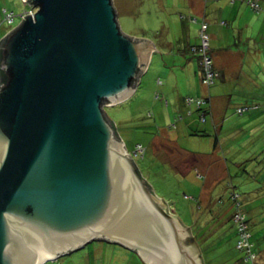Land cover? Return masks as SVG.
<instances>
[{
	"label": "water",
	"instance_id": "water-1",
	"mask_svg": "<svg viewBox=\"0 0 264 264\" xmlns=\"http://www.w3.org/2000/svg\"><path fill=\"white\" fill-rule=\"evenodd\" d=\"M0 40V264H44L92 242L145 264H202L190 226L142 177L104 108L128 99L149 39L112 0H23Z\"/></svg>",
	"mask_w": 264,
	"mask_h": 264
},
{
	"label": "rangeland",
	"instance_id": "rangeland-1",
	"mask_svg": "<svg viewBox=\"0 0 264 264\" xmlns=\"http://www.w3.org/2000/svg\"><path fill=\"white\" fill-rule=\"evenodd\" d=\"M188 1L112 0L121 31L131 37L149 39L156 45L159 42L165 45L170 40L174 43L175 40L180 39L183 33L180 24L182 19L188 16L197 19L202 17L189 14ZM198 1L202 2L203 6L201 5L202 8L200 9L203 11L207 0ZM220 1L224 6L226 3L229 4L228 0ZM256 1L260 6H264L260 0ZM25 9L26 5L22 3V0H0V40L9 30L19 24V14ZM6 12H12L14 15V20L11 23L4 19ZM205 15L208 20L215 17L218 21L220 20L218 14L211 11L209 7H207ZM189 23L192 21L189 20ZM198 24L200 26V22ZM192 25L195 26L196 23L193 22ZM236 41L238 39H233L232 43L235 49L237 48L235 46ZM198 44L199 40L196 45ZM249 48L252 54H249ZM243 50L246 53L245 58L242 60L239 56L234 59V63L242 68V73L238 74L237 77L234 75L232 80L225 78V81L220 75L209 86L208 90L211 98L217 97L215 100H219V96H224L230 102L223 114L226 121L225 128L232 130L237 126L242 127V134L237 138L229 133H222L218 136L221 144H224V148L218 150L216 156L220 158L219 165L226 166L227 164L226 167L228 168H224L221 172L222 175L221 173L216 174L219 167L214 171V192L211 193L212 200L207 202L210 206L206 205L205 200L199 202L197 199L196 189H199L200 183L194 182L196 177L194 169H192L191 179L188 181L186 180L187 177L180 176L181 173L177 171L181 170V167H176V170L168 163V160L170 163L175 162L174 164L186 163V167L189 168L188 164L193 165V158H190V154H205L209 150L211 151L215 136L210 127L211 120L207 118V121L203 123L199 119V113L195 106L185 104L186 98L197 99L199 98L198 95L204 97V94H200V89L205 91L204 93L207 91L201 87L197 67L194 72L188 71L189 76H191L190 79L197 88L187 87L182 77L183 73L179 70L176 71V74L181 82L180 84L179 82L174 83L169 78L172 71L170 69L171 62H168V54L159 50L164 58L162 59L158 53L155 54L156 68L152 67L150 71L139 76L137 94L104 108L105 114L115 126L116 133L125 143L127 151L132 152L135 145H142L144 151L142 155L137 154L132 157L134 163L142 177L151 185L155 195L170 203L182 223L190 226L191 235L195 240L201 242L204 239L210 241L220 238V241L214 245L215 247L211 248V251L217 256L214 263L219 262L221 257L226 254H228L226 258L230 260H236L240 255L233 247L234 236L233 232L230 231L233 223L227 220L230 215V208H233L232 214L236 211L229 196L230 192L232 190L237 191V194L243 192L241 183L246 185L247 178L250 180L254 176L257 178L264 177V156L261 152L264 149V119L256 128L254 125L257 124L258 120L255 114L248 115L247 113L236 112L238 108L242 107L245 96L251 95L257 98L264 96V48L260 46V50H258L244 46ZM252 79H255L254 83H249V80ZM255 84L258 85L255 86ZM238 96L239 98H237ZM207 107L208 104L203 105V108ZM247 111L244 110V112ZM242 118L243 121L240 123ZM186 122L193 124L192 128L194 129L205 127L209 131L208 136L202 137L197 133V135H190L184 128ZM153 140L156 141V145L151 147L150 143ZM226 147H230V149L227 150ZM161 148L165 152L164 156H156V152L160 154ZM243 161H245L244 166L241 168L233 165L235 162ZM234 170L237 174H234ZM225 172L226 174H224ZM230 183L234 188L230 186ZM240 204L242 208L241 200ZM256 205L259 206L260 211H264L263 201ZM225 210L226 213H224ZM219 211L220 214H218ZM245 216L253 231L251 232L252 241L257 252L255 263L264 264V243L262 241L264 229L256 230L257 225L251 219L248 220L246 213ZM252 220L254 219L252 218ZM44 264H145V262L137 253L120 245L92 242L83 249L60 256L56 260L47 261Z\"/></svg>",
	"mask_w": 264,
	"mask_h": 264
},
{
	"label": "crops",
	"instance_id": "crops-1",
	"mask_svg": "<svg viewBox=\"0 0 264 264\" xmlns=\"http://www.w3.org/2000/svg\"><path fill=\"white\" fill-rule=\"evenodd\" d=\"M200 2L201 1L198 0H189L187 2L189 7L188 10L189 14H195L196 16H200V17L202 16V17L200 19L195 18L196 19L195 26L192 25L193 22L189 23V20L191 21V16H188L182 20L180 19L182 21L180 22V24L183 32L180 39L175 40L174 43L173 41L170 40L168 43H165V45L162 42H159L157 45L154 42H152L156 51L151 52L144 73L146 71L147 72L150 71L152 67L156 68V64L154 62L155 54L158 53L162 59L164 58L163 54L159 53V50H162L163 52H167L169 59L168 62L169 63L171 62L170 69L172 71L171 72L172 74L169 76L170 80L174 83L179 82L180 84L181 79H179V76L176 74V71L179 70L184 74L183 75L181 73L182 77L184 78L186 86L189 88H197V86L194 85V82H192V80L190 79L191 76H189L188 71L191 70L194 72L195 68L197 67V72L199 73L200 76L198 58L196 55H193L189 51V48L191 46H194L198 43L199 22L207 23L208 26L207 33L209 34L210 37L209 46L213 59L214 68L220 73V75H222V80L224 81L225 78H229L232 80V77L234 75L235 77H237L238 74L242 73V68H240V66L234 63V59H236L239 56H241L242 60L245 58L246 53L243 50L244 46L253 47V49H258V50H260V46L264 48V12L253 11L245 4L243 0H235L233 4L226 3L225 6L221 4L220 0H207L206 1L207 3L204 4L203 11L200 9L202 8L201 5L203 6L202 2L201 4ZM260 2L264 3V0H260ZM207 7H209L211 11H214L215 13L218 14V18L220 19L219 21L217 20L216 17L210 20L207 19V16L205 15ZM235 24L236 27H234ZM233 39L234 40L238 39V41H236L235 43V46L237 47L236 49L233 48L232 46ZM250 50L251 49L249 48V54H252V51ZM156 60L159 62L158 59ZM254 81L255 79L249 80V83L250 82L254 83ZM257 85L258 84H255V86ZM201 87L207 90L206 93H204L205 91H201L200 89V94H204L203 95L204 97H202V95L201 97L198 95L199 98H203L205 100L207 99L208 114L206 116L205 122L207 121V118L211 120L210 127L215 135L213 138L211 151L209 150L208 153L205 154L204 153H195L194 155L190 154L189 155L190 158H193L192 161L193 165L188 164L189 168L186 167L187 166L186 163L179 162V164H174L175 162L170 163L169 160L168 163L174 169H176V167L177 168L181 167L182 168L181 170H177V169L176 170L181 173L180 176H183L184 178L187 177L186 180L188 181L191 179L190 176L192 173L191 171L192 169H194V171L196 172L195 178L197 179L196 180L194 178V182L200 183L199 189H196L197 199L199 200V202L205 200L206 205L210 206V204L207 202L209 200H212L211 193L214 192L213 189V182L215 181L214 171L217 167H219V169L216 171V174L219 175L224 170V168H228L226 167L227 164L226 166L224 165L222 166L221 164L219 165L220 158L219 156H216L218 150L220 149L223 150L224 148L223 147L224 144H221V141L219 140L218 136L221 135L222 133H226V134L229 133L233 137L237 138L239 137V135L242 134V127L237 126L232 130H227L225 128L226 121L223 118V114L229 106L230 103L229 100L224 96H219L220 99L215 100L217 97L213 99L208 94V90L210 87H205L202 84ZM137 92L138 90L135 89L132 95H136ZM195 92L198 94L197 91ZM261 97L257 98L251 95L245 96L243 98V102H242L243 105L241 107V108H248V111L244 112V114L245 113H247L248 115L255 114L257 116L258 122L256 125H254L256 126V128L259 127V124H261V120L264 119V96ZM237 98H239V96ZM242 121L243 118L240 120V123H242ZM184 125H185L184 128L187 130V132H189L190 135H192L194 132H197L205 135L202 137L208 136L209 131H207L205 127H203L202 129H194L192 128L193 124L187 122ZM150 145L151 147H153L154 145H156V141L154 140L151 141ZM226 148L227 150L230 149V147H226ZM263 151L264 149L261 151L262 155L264 156ZM157 154L158 153L156 152V156L159 155L164 156L165 152L161 148L160 154L158 155ZM244 162L245 161L235 162L233 165L235 167L241 168L244 166L243 165ZM237 171L239 172V170ZM222 174L223 173H221V175ZM224 174H226V172ZM234 174H237L236 170H234ZM245 182L246 185L244 183H241V185H243V189H242L243 192H238L243 206L242 210L247 214L248 220L250 221L251 219V221L257 225L256 230L259 229L262 230L264 229V211H260L259 206H257L256 204L260 201L264 202V177L262 176L257 178L256 176H254L250 180H248L247 178ZM230 186L232 187V183H230ZM232 192L235 191L232 190L230 194ZM235 193H237V191ZM163 201L167 205L170 213L179 219V217L173 211V208L170 206V203H167L166 200L164 199ZM255 206H257V208H255ZM232 212H233V208L231 207L229 210L230 215L228 216L227 219L228 221H230ZM224 213H226V210ZM218 214H220V211L218 212ZM253 215H255V217H253ZM252 218L254 220H252ZM180 222L182 223L181 220ZM230 231L233 232V236L235 238L233 225H231ZM189 233L191 234V231ZM205 241L202 240L201 242H197L195 240L197 244V250L200 256V260L202 264H216L214 263V259L216 255L214 254V252L211 251V248L215 247L214 245H216V243L220 241V238L211 239L210 241H206V242ZM262 241L264 243V237ZM227 255L228 254L221 257L222 259L220 260V263L224 262V264H241V262H236L235 260L227 259L226 258ZM203 256L205 258H202ZM237 258L239 259L240 257Z\"/></svg>",
	"mask_w": 264,
	"mask_h": 264
},
{
	"label": "built area",
	"instance_id": "built-area-1",
	"mask_svg": "<svg viewBox=\"0 0 264 264\" xmlns=\"http://www.w3.org/2000/svg\"><path fill=\"white\" fill-rule=\"evenodd\" d=\"M229 4H233L235 0H228ZM247 4L254 9L255 11L264 12V6H260L257 1L247 0ZM35 9L33 7H29L23 13L19 15V19L22 21L27 16L33 17L35 13ZM5 20L8 23H11L14 20V15L12 12L5 13ZM192 22H196L195 18H191ZM209 34L207 33V24L206 22H200L199 30H198V40L199 44L195 46H191L189 51L198 57L199 69H200V81L201 84L205 87H209L213 84V82L220 77V73L214 68L213 60L210 54V46H209ZM185 103L187 105H194L196 110L199 111L200 120L204 121L207 109L203 108L204 104H207V101L203 98H186ZM246 110L245 108L237 109L238 113ZM143 151L142 147L136 145L134 150L132 151L133 156L136 154H141ZM237 194L232 195V200L236 206V211L233 213L232 221L236 227V249H238L242 253V263L243 264H256V254L253 251V244L250 241V232L248 229V223L246 220L245 214L240 209V204L237 201Z\"/></svg>",
	"mask_w": 264,
	"mask_h": 264
},
{
	"label": "trees",
	"instance_id": "trees-1",
	"mask_svg": "<svg viewBox=\"0 0 264 264\" xmlns=\"http://www.w3.org/2000/svg\"><path fill=\"white\" fill-rule=\"evenodd\" d=\"M244 2H245V4L249 7V8H251L248 4H247V0H243ZM253 1V0H252ZM255 1V0H254ZM258 3V2H257ZM259 4V3H258ZM261 6H263V5H261ZM252 9V8H251ZM253 11H255L254 9H252ZM257 12V11H256ZM207 24V23H206ZM207 29H208V26H207ZM3 79V76H2V74L0 73V81ZM186 104V103H185ZM187 105V104H186ZM189 106V105H188ZM191 106V105H190ZM207 109V108H206ZM239 109V108H238ZM246 109V111L248 110V108H245ZM236 112H237V110H236ZM198 113H199V111H198ZM241 113H244V111L243 112H241ZM207 114H208V112H206V116H207ZM206 116H205V119H204V121H203V123L205 122V120H206ZM199 119H200V116H199ZM197 132H194L193 134H196ZM197 134H199L200 136H205L204 134H200V133H197ZM196 134V135H197ZM137 145H139V146H141L142 147V145H140V144H137ZM136 146V145H135ZM142 149H143V151H144V148L142 147ZM142 151V152H143ZM137 155V154H136ZM140 155H142V153L140 154ZM230 198H232L231 196H230ZM232 203H233V205H234V207H235V209H236V206H235V204H234V202L232 201ZM232 216H233V214L231 215V217H230V221H231V223H233V221H232ZM233 229H234V233H235V238H234V245H233V247H234V250L237 252V253H239L240 254V256H238V257H240L239 259L237 258L235 261L236 262H241V264H242V253L238 250V249H236V240H237V236H236V227H235V225H234V223H233ZM248 229H249V232H250V241L252 242V244H253V251L255 252V254H257V252L255 251V244H254V242L252 241V233L251 232H253L252 231V228H251V226L248 224ZM206 239H204V241H205ZM217 257L215 256V259H216ZM214 259V260H215ZM219 261V260H218ZM218 264L220 263V261L219 262H217ZM216 263V264H217ZM220 264H224V262H222V263H220Z\"/></svg>",
	"mask_w": 264,
	"mask_h": 264
},
{
	"label": "clouds",
	"instance_id": "clouds-1",
	"mask_svg": "<svg viewBox=\"0 0 264 264\" xmlns=\"http://www.w3.org/2000/svg\"><path fill=\"white\" fill-rule=\"evenodd\" d=\"M255 1H256V0H255ZM234 2H235V1H234ZM22 3H24V4L26 5V9H28L30 6L33 7L31 4H28V3H26V2H23V0H22ZM33 8H34V7H33ZM26 9H25V10H26ZM34 9H35V8H34ZM25 10H24V11H25ZM35 10H36V9H35ZM24 11H23V12H24ZM23 12H22V13H23ZM35 12H36V11H35ZM20 14H21V13H20ZM20 14H19V15H20ZM20 22H21V20H20ZM20 22H19V23H20ZM10 31H11V30H9L8 33H9ZM8 33H7V34H8ZM7 34H6V35H7ZM194 46H195V45H194ZM189 49H190V48H189ZM210 54H211V52H210ZM211 57H212V55H211ZM197 58H198V57H197ZM212 60H213V59H212ZM198 64H199V63H198ZM206 101H207V99H206ZM124 145H125V144H124ZM127 152H128V154L131 156V158H132V157H133L132 152H131V151H127ZM132 159H133V158H132ZM233 194H237V193L232 192V193L230 194V196L232 197ZM237 196H238V197H237V201H238L239 204H240V195L237 194ZM231 200H232V198H231ZM232 201H233V200H232ZM240 205H241V204H240ZM240 209H241V211L245 214V212L242 210L241 207H240ZM242 264H243V263H242Z\"/></svg>",
	"mask_w": 264,
	"mask_h": 264
}]
</instances>
